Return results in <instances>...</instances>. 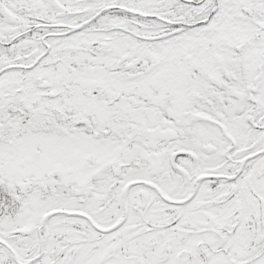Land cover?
I'll list each match as a JSON object with an SVG mask.
<instances>
[{
  "label": "snow or ice",
  "instance_id": "6c2138e0",
  "mask_svg": "<svg viewBox=\"0 0 264 264\" xmlns=\"http://www.w3.org/2000/svg\"><path fill=\"white\" fill-rule=\"evenodd\" d=\"M0 264H264V0H0Z\"/></svg>",
  "mask_w": 264,
  "mask_h": 264
}]
</instances>
